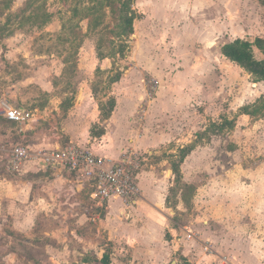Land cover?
<instances>
[{
    "label": "rangeland",
    "instance_id": "rangeland-1",
    "mask_svg": "<svg viewBox=\"0 0 264 264\" xmlns=\"http://www.w3.org/2000/svg\"><path fill=\"white\" fill-rule=\"evenodd\" d=\"M130 6L0 0V99L37 117L21 126L0 116V142L23 140L35 149L39 138L66 145L68 131L83 136L89 128L93 136L91 129L103 128L100 108L112 100L114 113L128 114L137 128L135 140L157 141L133 150L138 181L161 186L165 199L158 216L169 238L150 264H264V81L217 51L225 40L264 38V0L225 6L221 38L165 42L161 48L183 66L156 69L133 65L140 64L122 21ZM253 53L264 58L256 47ZM191 143L176 179L171 164ZM51 175L0 164V264H74L105 249L112 264H140L103 239L89 244L96 227L88 199L87 211L67 218L54 198L38 195L39 180Z\"/></svg>",
    "mask_w": 264,
    "mask_h": 264
},
{
    "label": "crops",
    "instance_id": "crops-1",
    "mask_svg": "<svg viewBox=\"0 0 264 264\" xmlns=\"http://www.w3.org/2000/svg\"><path fill=\"white\" fill-rule=\"evenodd\" d=\"M238 2L239 0H131L130 10L134 18L133 32L129 39L132 40L131 44L137 56L135 59L140 64L138 66L133 62L134 67L156 69L183 66L181 61L183 59L180 60L179 57L174 59L165 48L161 47L169 42L190 45L199 41L208 42L213 37L221 38L225 6ZM233 40H225L217 45V51L222 58L227 59L222 54L221 47ZM127 116L128 114L125 113L117 115L113 109L109 118L102 122L104 130L102 135L90 136L88 128L83 136L68 131L66 137L70 141L89 145L93 153L111 160L116 159L126 149L138 152V149L146 150L153 145L152 143L157 142L155 137L135 140L137 128L127 124ZM95 121H99L97 117L93 123ZM34 123L21 126H31ZM37 141V147L52 149L64 146L57 142L51 147L50 143H46V139L39 138ZM7 142L29 146L23 140ZM147 152L148 155L151 154L150 150ZM0 164L5 168V162L1 158ZM41 169L51 170L52 175L51 178L43 177L39 180L41 185L38 195L54 198L57 211L67 218L68 214L79 213L80 210L87 211V199L92 203L95 209L92 219L96 229L93 236L87 234L91 246H94L95 239H103L113 246L112 250H116V254L124 250L130 251L133 260L139 258L140 264H150L160 259L164 253L163 237L166 235V232L165 235L163 233V224L158 216L160 206L165 203V199L160 198L158 191L161 186L152 184L146 188L142 181H138L143 191L140 192L141 197L136 204L127 205L118 198H110L103 203V207H100L87 195L90 183L82 177L59 168L48 166L38 168L32 161L24 163L20 170L41 171ZM140 177L146 180L143 173H140ZM97 249L99 247L96 251ZM95 254L98 256L99 251ZM111 259L109 264H112Z\"/></svg>",
    "mask_w": 264,
    "mask_h": 264
},
{
    "label": "built area",
    "instance_id": "built-area-1",
    "mask_svg": "<svg viewBox=\"0 0 264 264\" xmlns=\"http://www.w3.org/2000/svg\"><path fill=\"white\" fill-rule=\"evenodd\" d=\"M0 116L19 125L37 121L33 112L15 107L6 98L0 99ZM121 155L118 161H113L71 141L52 149H32L28 145L0 142V158L7 171L18 172L24 163L30 161L38 168L48 166L66 170L90 183L87 195L100 207L110 198L132 205L141 197L137 164L133 159L135 153L126 149Z\"/></svg>",
    "mask_w": 264,
    "mask_h": 264
},
{
    "label": "trees",
    "instance_id": "trees-1",
    "mask_svg": "<svg viewBox=\"0 0 264 264\" xmlns=\"http://www.w3.org/2000/svg\"><path fill=\"white\" fill-rule=\"evenodd\" d=\"M131 11V10H130ZM127 11L126 15L122 19V21L125 24V31L124 35L129 36L133 32L132 27V21L134 18V15L132 12ZM256 47L257 49L264 52V39L256 37L254 39L251 38H236L231 42L225 43L221 47L222 54L229 59L231 62L238 65L240 68H242L244 71H246L248 74H250L252 77H254L258 81H264V58L263 59H257L254 56L253 48ZM101 55L98 54V57ZM118 81V76H115L114 81ZM108 106L105 108H100V115L105 120L109 118L111 115V112L113 111L115 107V102L112 100H108L106 103ZM246 114H249L250 112H245ZM5 119V118H4ZM7 122L13 123L7 119H5ZM226 121V120H225ZM104 133L103 128L99 133H94L91 129V135L93 136H100ZM195 148L194 143H191L190 145L180 147L178 158L177 160L173 161L171 164L172 172L176 176L175 178L178 179V176L180 175V164L184 161L186 156ZM165 237L169 238L168 234L166 233ZM110 262V255L105 249L101 255L91 254V256L83 258L80 262L74 263V264H109Z\"/></svg>",
    "mask_w": 264,
    "mask_h": 264
}]
</instances>
